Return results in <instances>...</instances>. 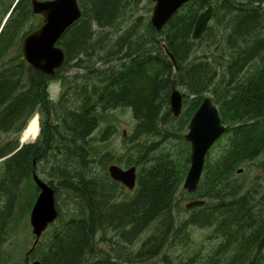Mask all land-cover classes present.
Segmentation results:
<instances>
[{
	"label": "trees",
	"instance_id": "obj_1",
	"mask_svg": "<svg viewBox=\"0 0 264 264\" xmlns=\"http://www.w3.org/2000/svg\"><path fill=\"white\" fill-rule=\"evenodd\" d=\"M3 1L14 0L0 3ZM30 1L22 0L23 11L28 10ZM140 1L79 0L84 15L59 41L66 53L61 71L74 65L85 74L67 78L62 73L65 90L60 100H51L45 88L55 79L52 76L44 87L37 77L27 87L21 82L20 69L15 81L12 75L0 76V127L15 125V132L9 134L14 138L6 140L8 134H0V198L6 202L0 207V246L10 233L7 226L13 200L25 181L35 186L33 172L39 173L46 163L49 183L57 180L61 185V189L54 187L60 214L51 225L55 228L48 241L40 239L33 250L32 260L88 264L91 256H98L99 231L112 228L126 238L156 223V231L135 256L146 260L161 254L173 234L198 223L215 226V235L223 238L220 255L228 256L229 245L235 249L228 262L211 258L206 264H248L264 248V194L258 188L242 192V186L231 176L264 154V0H193L183 5L161 31L139 17L122 34H110L107 29L118 33L128 10L139 6ZM209 5L214 6L213 25L195 41V24ZM9 25L11 21L7 28ZM94 25L102 31L96 32ZM7 30L10 36L11 27ZM12 42L11 36H2L0 50L8 49ZM203 42L206 48L200 51ZM164 44L175 56L177 68ZM115 60L119 63L114 64ZM98 61L108 66L96 68ZM173 85L186 90L179 117L173 116L170 108ZM208 93L227 125L223 137L228 141L217 157L207 155L200 186L191 193L210 201L197 207L199 211L191 220L178 224L174 215L176 196L190 168V143L176 154L167 151L155 156L152 152L169 137L183 139V131ZM191 96L194 98L188 100ZM118 108L133 111L137 126L132 143L140 147L139 158L133 160L130 155L126 164H138L140 168L135 194L126 199L119 196L125 187L106 169L109 163L121 164V160L110 152H101L99 144L89 138L105 113ZM36 113L41 114L42 126L38 140L16 151L20 133ZM113 129V125L107 126L102 142ZM148 135L162 138L153 145L141 144L140 138ZM98 162L103 163L105 171L97 175L93 168ZM61 192L71 200L66 215L58 203ZM32 206L33 200L26 207L29 210ZM104 239L113 242L112 238ZM39 250L40 254L35 253Z\"/></svg>",
	"mask_w": 264,
	"mask_h": 264
},
{
	"label": "rangeland",
	"instance_id": "obj_2",
	"mask_svg": "<svg viewBox=\"0 0 264 264\" xmlns=\"http://www.w3.org/2000/svg\"><path fill=\"white\" fill-rule=\"evenodd\" d=\"M154 6L155 2L153 0H141L139 6H135L128 10L127 20L119 26L120 29L118 33L114 32L112 28L107 29V31H109L110 34L120 35L124 32V30L130 29L136 21H138L139 17H142L143 21L151 22ZM210 25H213V21H211ZM93 29L96 32L102 31L97 25H94ZM203 47L206 48V42H203V44L199 46L200 51ZM116 63H119V60H115L114 64ZM107 66L108 64L100 61L95 64V67L100 69ZM65 72V75L67 76L85 74L84 69L74 65L69 66ZM61 87H63V84L59 81L50 85L49 93L50 98L53 101L59 100ZM179 89L183 93H186L185 89L181 87H179ZM208 95L212 94L208 93ZM191 98H194V96H191L188 100ZM35 116L39 118L41 129V116L36 113L32 118ZM31 119L28 121L26 127ZM108 125H113V134L109 135L105 142H102L101 139L103 138V132ZM136 126L137 120L130 108L110 110L105 113L104 119L100 122L98 128L92 133L90 140L95 145L99 144V150L101 152H110L114 155L116 160H121V164L118 162V165L126 167L130 155L134 156V158H132L133 160H137L140 156V147H138L137 144L134 145V143H132V137L135 133ZM25 129L22 133H20V143ZM187 131L188 127L183 131L184 140L177 139L176 137H169L168 139H165L166 141L164 140L161 145H159V147L152 152V155L156 156L165 154L167 151L172 154H176L181 146L188 147V141L185 138ZM11 138H14V135H8L6 140ZM38 138L31 139L25 142V144L36 142ZM161 138L162 136H142L140 138V143L153 145L157 139L160 140ZM227 141L228 137L222 136L219 138L213 145L210 153H208V157H211L212 159L217 157L221 153V149ZM141 144L140 146H142ZM45 164L46 163H44L40 168L39 175L43 180L50 182L51 177L49 175V171H45L47 168ZM111 164L113 163H109L106 169H108ZM132 164L131 166H136L138 170H140L138 164ZM97 165L98 166L95 165L93 168L95 170V174H103L105 171L103 163L98 162ZM239 170H242V172H239ZM239 170L231 176V180L233 182H238L242 186V192H248L258 188L260 189L261 194H264V154H261L259 157L242 165ZM35 186L31 182L25 181L20 194L16 196L12 202L11 217L9 219V226H7L10 233L8 238H6L0 246V264H28L33 258V253H31L30 256L28 255L35 241V235L30 222V213L33 206L29 210L26 206L27 203H30L32 200L34 205L39 195L40 191L39 189L37 190ZM52 186L55 188L58 187L59 182L55 180ZM59 188L61 189V185ZM182 188L176 196L177 205L174 211L175 219L178 224L189 219L191 220L193 215H196L199 211L198 208L191 210L186 208V204L188 202L200 198L191 195V193L187 191L184 192ZM134 194L135 191L123 188L119 196L121 199H126L133 197ZM206 200L210 201L209 199ZM70 202V197L66 193L61 192L58 203L61 206V209H63L65 215L69 212ZM5 203V200L0 198V207L4 206ZM71 206L75 207V205L72 204ZM54 228L55 226H51L42 236L41 240L44 242L48 241ZM155 231L156 223L142 230L140 233L134 235L130 234L126 236V238L119 235V232H114L112 228L101 230L97 234L96 256H98L97 258L91 256L88 264H116L115 262H117V264H182L184 261L186 264L193 257L195 258L193 264H206L208 262L206 260H211V258H217V261L223 260L222 262H228L232 259L235 252L234 247L229 245L226 247L228 256L224 257L220 255V252L222 251V246L220 247V245L223 238L215 235V226H204L197 223L186 226V228L183 231L178 232L176 236L173 234L171 238L169 237V241L164 246L161 254L157 257L155 256L146 260H144L142 256L138 259L137 257L135 258L136 254L142 251L144 241H146ZM104 238H112L113 242ZM129 239L132 241H129ZM40 252L41 250L35 253L40 254ZM258 253L255 254L251 262L249 261L248 264H264V248L261 250L260 254ZM116 254H120L123 259L125 257H127V259L132 258V261L125 262L122 259H119V257L117 258Z\"/></svg>",
	"mask_w": 264,
	"mask_h": 264
},
{
	"label": "water",
	"instance_id": "obj_3",
	"mask_svg": "<svg viewBox=\"0 0 264 264\" xmlns=\"http://www.w3.org/2000/svg\"><path fill=\"white\" fill-rule=\"evenodd\" d=\"M18 1V0H17ZM155 2L151 23L157 31H161L169 19L186 3L193 0H153ZM32 7L35 14L43 16V24L26 36L23 42V56L27 63L35 69L49 76L56 74L66 62V53L59 45V41L66 32L84 15L79 0H33ZM214 14V6L209 5L198 17L192 37L200 40L207 31ZM167 56L177 68V61L170 49L164 44ZM170 108L173 116L179 117L184 109V93L176 86L171 88ZM227 131L223 123L219 108L211 95H206L202 104L193 115L186 140L191 145L190 168L184 180L183 188L189 193L198 190L204 172L206 157L215 142ZM24 145L21 139L20 147ZM111 178L122 183L129 190L137 185L138 168L131 166L123 168L118 164H111L108 168ZM242 172V170H239ZM33 180L39 188V195L30 213V222L35 235V241L30 249L31 254L39 243L42 235L57 221L59 210L56 201V190L37 171L33 172ZM205 200L196 199L186 204L187 209L200 207ZM28 264H42L34 259Z\"/></svg>",
	"mask_w": 264,
	"mask_h": 264
},
{
	"label": "flooded vegetation",
	"instance_id": "obj_4",
	"mask_svg": "<svg viewBox=\"0 0 264 264\" xmlns=\"http://www.w3.org/2000/svg\"><path fill=\"white\" fill-rule=\"evenodd\" d=\"M32 1H30V7L27 11L22 10V5L20 3L22 0H14L12 3H7V1H3L0 3V40L3 38L10 39V36L13 39L10 47L8 49L0 50V76H13L14 81L16 80L17 70L20 69V79L21 82L27 87H31L32 79L37 77L40 79L41 85L44 87V83H47L48 74L35 69L29 63H27L23 56V42L27 35H29L32 31L38 29L43 24V16L40 14H35L32 7ZM14 20H17V24ZM11 21V30L9 35H7V25L8 22ZM35 26V28H34ZM4 34V35H3ZM25 62H24V61ZM62 73H66L61 71V69L57 70L56 74L52 77L55 78L51 81V83H47L45 88L49 93V87L56 81H59L63 84L61 75ZM69 78L70 76H67ZM13 88H16V84L13 85ZM64 86L60 88V97L64 92ZM50 94V93H49ZM52 100V99H51ZM58 101V100H56ZM1 111V110H0ZM41 116V114H40ZM13 134L15 132V125L9 128H1L0 134ZM126 168V167H125ZM139 173V170H138ZM138 183V182H137ZM122 184V183H121ZM123 185V184H122ZM124 186V185H123ZM125 187V186H124ZM126 188V187H125Z\"/></svg>",
	"mask_w": 264,
	"mask_h": 264
},
{
	"label": "bare ground",
	"instance_id": "obj_5",
	"mask_svg": "<svg viewBox=\"0 0 264 264\" xmlns=\"http://www.w3.org/2000/svg\"><path fill=\"white\" fill-rule=\"evenodd\" d=\"M262 17V16H261ZM153 89V88H152ZM66 95V94H65ZM129 95V94H128ZM85 108V107H84ZM89 114V113H88ZM153 121V119H152ZM92 122V121H91ZM71 123V122H70ZM76 127V126H75ZM87 127V126H86ZM90 127V126H89ZM40 121L39 118L37 116H35L34 118L31 119V121L29 122L28 126L26 127L24 133H23V137L22 140L23 142H27L31 139H36L40 136L41 132H40ZM89 130V129H88ZM87 131V130H86ZM90 138V137H89ZM1 160V159H0ZM2 161V160H1ZM36 164V163H35ZM137 165V164H135ZM130 166V165H129ZM229 169V168H228ZM164 170V169H163ZM152 182V181H151ZM81 210V209H80ZM79 215V214H78ZM75 216V215H74ZM86 216V215H85ZM88 223V222H87ZM229 234V233H228ZM77 249V248H76Z\"/></svg>",
	"mask_w": 264,
	"mask_h": 264
}]
</instances>
